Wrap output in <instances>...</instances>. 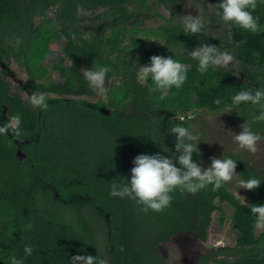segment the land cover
<instances>
[{"label":"trees","instance_id":"1","mask_svg":"<svg viewBox=\"0 0 264 264\" xmlns=\"http://www.w3.org/2000/svg\"><path fill=\"white\" fill-rule=\"evenodd\" d=\"M135 1L0 0V58H22L29 74L26 87L45 95L48 102L47 109L33 107L0 81V125L12 129L0 133V260L5 264H11L13 256L23 257L24 264H71L75 254L98 255L107 264H166L159 246L189 231L206 242L212 216L224 212V203L233 209L236 245L212 249L200 260L264 264V231L256 234L259 225L250 208L264 204V170L233 153L226 156L238 161L236 171L242 178L262 180L258 188L246 189L247 203L227 184L217 190L209 185L197 193L177 189L162 211L144 210L135 199L110 195L114 181L130 176L137 154L175 150L176 138L167 132L172 125L192 127V114L222 111L223 102L242 87L264 82L256 79L264 77V4L254 10L260 18L256 33L227 25L231 36L227 46L235 50L239 63L235 75L226 66L206 73L197 70L196 61L182 49L197 45L199 34L183 33L175 14L168 26L149 34L163 45L140 39L128 12V4ZM187 1L208 3L219 17V0ZM160 2L172 10L180 0ZM49 11L54 12L52 17ZM93 19L106 22L107 28L86 37L82 29ZM61 39L65 40L62 57L54 66L60 79L46 82L45 63ZM154 54L176 55L184 63L188 78L181 88L161 95L150 79L146 83L137 79L139 64L134 62L145 64ZM98 66L109 67L106 80L121 79L109 97L108 113L81 99L92 95L83 69ZM217 98L221 105L214 103ZM253 111L254 106L247 105L231 113L243 123ZM253 130L264 132V122L253 124ZM194 159L202 161L200 150ZM74 199L88 201L97 217L100 213L93 216L105 235L103 251L80 205L72 217L65 215L60 205ZM25 244L33 247L27 257Z\"/></svg>","mask_w":264,"mask_h":264},{"label":"clouds","instance_id":"2","mask_svg":"<svg viewBox=\"0 0 264 264\" xmlns=\"http://www.w3.org/2000/svg\"><path fill=\"white\" fill-rule=\"evenodd\" d=\"M258 4H264V0H219L217 7L219 20L229 27L236 26L241 29L256 33L260 30V18L254 15ZM198 8V6H196ZM183 33L197 36L206 33L204 20L200 13L193 16L185 14L179 17ZM174 54L170 46H167ZM186 55L197 63V70L206 73L210 69L228 66L234 59L228 50H221L219 46L210 43H201ZM137 69L139 81L151 80L161 91V95L167 93L170 88H181L188 78V69L181 60L171 55H151L149 61L140 64ZM110 71L108 66L83 69L84 79L100 97L107 94L106 76ZM258 81H264V77H257ZM32 105L47 109L48 102L43 94L32 93L30 96ZM215 104L221 105L217 98ZM252 105L255 111L251 113L235 133L233 141L236 150H244L249 153L258 151L259 142L264 140V132L253 130V124L264 122V82L249 84L233 94L230 100L223 102L222 111L232 112L243 106ZM192 117H189L191 119ZM12 131L10 125H0V133ZM169 135L176 138L175 150L162 152H142L137 154L132 161L130 176H122L119 181H114L110 187V195L113 197H129L143 205L144 210L162 211L170 205L175 190L181 192L197 193L212 186L217 190L229 182L235 181L240 188L253 190L258 188L262 180L250 176L247 179L240 178L237 173L238 161L231 156H213L205 167L203 161L194 159V154H199L198 142L202 141L199 132L191 126L174 124L167 130ZM19 135V133H16ZM164 153H168L165 155ZM251 213L256 217L257 225H264V204H252ZM25 257L33 252L31 244H25L23 248ZM71 264H107L98 255L75 254L70 259ZM11 264H24V258H11Z\"/></svg>","mask_w":264,"mask_h":264},{"label":"rangeland","instance_id":"3","mask_svg":"<svg viewBox=\"0 0 264 264\" xmlns=\"http://www.w3.org/2000/svg\"><path fill=\"white\" fill-rule=\"evenodd\" d=\"M198 6V8L196 7ZM172 10L164 6L160 0H143L130 2L128 4V12L133 15L132 27L140 30L141 34L139 38L148 41L152 39L156 45H163L165 42L163 40L151 37L149 34L161 28L162 26H168L169 19L173 14H175V21L180 24L179 17L185 14H192L193 16L200 13L202 19L204 20L206 33H201L198 35L197 45L201 43H210L219 46L221 50H228L233 54V61L226 67L232 70L235 75H239V63L235 58V50L228 48L227 44L231 41V36L228 33V27L226 24L222 23L217 17L216 10H214L208 3L200 2H189L187 0H180L177 8L173 6ZM144 8V9H143ZM52 11L47 13L48 17H52ZM93 14H88V18H93ZM41 18L37 19V23ZM102 21H88L83 27L86 37H90L100 30L107 28V23H101ZM54 56L49 58L45 63L48 69L49 76L46 78V82L59 80L58 72L55 71L54 66L56 60L62 57V50L65 45V40L61 39L56 42ZM197 45H189L188 47H183L182 52L193 49ZM88 69V68H86ZM0 77H4L5 81L9 83L10 90L19 95L28 104L34 107L30 102V96L32 93H39L26 87V83L29 79V74L24 65L22 58L13 57L11 60H0ZM121 82L120 77L113 76L111 79L106 80V87L108 89L107 94L104 97H100L93 89L92 95L88 97H83L86 103L92 106L100 108L104 113L110 111L108 107L109 97L113 92L114 88L117 87ZM146 83V81H142ZM45 96V95H44ZM46 97V96H45ZM55 99L56 96H50V99ZM194 117V122L192 123V128L199 132L202 141L198 142V148L203 154L202 161L205 167L210 163L213 156L222 157L229 153H233L238 157L249 162L251 165L257 166L264 170V140L259 142L258 151L256 153H249L244 150H236V145L233 141V136L238 133L240 125L233 113L223 111L219 112H209V111H199L192 114ZM180 117V120H183ZM14 124V120H13ZM19 156L24 158V153L19 151ZM238 173V172H237ZM240 178L241 175L239 174ZM230 191L233 192L238 198H240L244 203L248 202L247 190L238 187V185L233 182L227 183ZM89 202L83 199H74L70 202H63L60 206L64 210L65 215L72 217L73 212L76 211V206L80 205L85 214L84 220L88 224L89 228L93 229L97 235L101 251H103V242H105L104 232L101 231L100 222L96 219L98 217L90 209ZM224 212L220 213L217 211L212 216L211 227L208 233V239L206 242H202L196 231H189L182 233L174 238L172 242L164 243L159 246V250L166 264H215L214 262H202L200 258L206 256L212 249H217L219 247H233L236 245L238 232L232 226L233 220V209L226 203L222 204ZM80 212V217H81ZM95 215V217L93 216ZM224 219V222L220 221V218ZM102 223V222H101ZM264 231V225H259L256 229V234H260Z\"/></svg>","mask_w":264,"mask_h":264},{"label":"flooded vegetation","instance_id":"4","mask_svg":"<svg viewBox=\"0 0 264 264\" xmlns=\"http://www.w3.org/2000/svg\"><path fill=\"white\" fill-rule=\"evenodd\" d=\"M4 59L9 61V60L13 59V57H12V58H9V59H8V58H5V57H1V58H0V60H4ZM0 81H3L4 83H6L7 86H8V88H9V83H7V82L5 81V78H4V77H0ZM9 89H10V88H9ZM10 93H11V94H15V93H13L11 90H10ZM16 95H17V94H16ZM18 96H19V95H18ZM4 111H5V113H6V109H5ZM13 120H14V124H13ZM11 124L14 125V126H16V119H15V118H12V119H11ZM21 142L23 143V141H21ZM0 264H5V262H3V261L0 260Z\"/></svg>","mask_w":264,"mask_h":264}]
</instances>
